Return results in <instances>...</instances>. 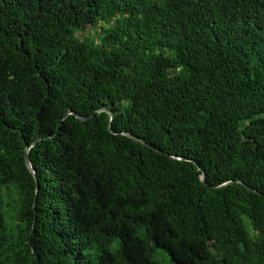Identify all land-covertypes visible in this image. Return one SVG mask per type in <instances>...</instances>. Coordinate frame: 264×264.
I'll return each instance as SVG.
<instances>
[{"label": "trees", "instance_id": "obj_1", "mask_svg": "<svg viewBox=\"0 0 264 264\" xmlns=\"http://www.w3.org/2000/svg\"><path fill=\"white\" fill-rule=\"evenodd\" d=\"M157 248L264 264V0H0V264Z\"/></svg>", "mask_w": 264, "mask_h": 264}, {"label": "rangeland", "instance_id": "obj_2", "mask_svg": "<svg viewBox=\"0 0 264 264\" xmlns=\"http://www.w3.org/2000/svg\"><path fill=\"white\" fill-rule=\"evenodd\" d=\"M103 27H107V22L101 21L97 26H94V27L87 29L86 31H83V32L78 31V32H76V34L79 38H84L85 36L89 37V39L95 38V40H97L96 43L100 44V42H101V39H100L101 33L100 32H101ZM4 192H5V190H4ZM4 203H5V200H4ZM114 246H115V244L113 245V247ZM155 258L158 261V264H173L169 260L168 253L161 248H157Z\"/></svg>", "mask_w": 264, "mask_h": 264}, {"label": "water", "instance_id": "obj_3", "mask_svg": "<svg viewBox=\"0 0 264 264\" xmlns=\"http://www.w3.org/2000/svg\"><path fill=\"white\" fill-rule=\"evenodd\" d=\"M100 110H106L109 114H111V111H110L108 108H106V107H104V108H102V109H100ZM70 113L75 114L74 111H70ZM77 116H78L79 118H81V119H88V118L90 117V116H82V115H78V114H77ZM123 133L126 134V135H128V136H130V137H132V138H134V139H136L137 141H139V142H141V143H143V144H145V145H147V146H152V145H151L150 143H148L146 140H144L143 138H140L139 136H137V135H135V134H133V133H131V132L125 131V132H123ZM33 144H35V142H34ZM33 144H32V145H33ZM30 148H31V146H28L27 149H26V162H27V165H28L29 169H30L31 172L34 174V176L36 177V170H35V168L33 167V164H32V162H31L30 155H29ZM179 158H183V159H185L184 157H179ZM202 181L207 185V180H206V174H205V173H203V175H202ZM234 181H235V180H229V181H227L226 183H224V184H222V185H225V184H228V183H231V182H234ZM236 182H239V183L245 184L242 180H236ZM35 202H36V201H35Z\"/></svg>", "mask_w": 264, "mask_h": 264}]
</instances>
